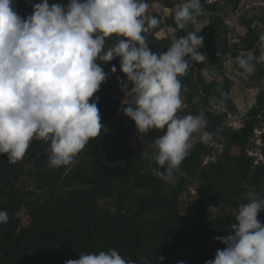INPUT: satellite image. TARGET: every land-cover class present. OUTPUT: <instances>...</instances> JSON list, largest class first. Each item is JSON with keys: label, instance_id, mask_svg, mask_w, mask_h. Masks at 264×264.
Returning <instances> with one entry per match:
<instances>
[{"label": "trees", "instance_id": "1", "mask_svg": "<svg viewBox=\"0 0 264 264\" xmlns=\"http://www.w3.org/2000/svg\"><path fill=\"white\" fill-rule=\"evenodd\" d=\"M48 2L67 6L65 0ZM183 2L148 0L159 3L170 14L154 13L159 24L144 35L155 54L166 52L174 39L189 32L204 37L199 51L207 58L202 63L189 61L186 74L178 77L184 99L178 117L203 112V131L211 134L212 143L222 147L216 161L205 164L213 149L200 139L191 145L170 180L154 176L151 169L159 166L144 154L150 156L156 151L154 141L166 129L139 133L135 122L123 111L135 107V103L121 101L132 92L133 85L128 84L127 93L121 90V82L128 81L120 70V58L108 63L97 60L107 79L89 103L99 97L102 127L71 164L49 167L50 144L35 138L16 164H9L7 154H0V211H6L9 217L7 224L0 225V264H65L82 254L111 249L132 264H206L215 258L217 249L226 247L215 237L230 234L236 223L234 211L241 202H247L245 194L251 190L264 200V64L258 63L252 74L245 75L262 88L255 104L241 117L240 129L227 125L229 116L237 115L238 110L232 97L234 81L224 67L226 60L236 63L242 52L260 55L264 9L240 15L236 23L246 31L236 34L222 16L220 3L236 12L242 0H200L202 13L197 22H189L181 30L174 14ZM34 4L15 0L13 7L21 18H26L32 14ZM162 30L170 34L158 39L156 35ZM115 39L110 38L106 44L111 46ZM113 65L116 73L111 72ZM206 69L215 74L212 81L203 75ZM239 71L243 74V69ZM218 90L227 93L222 103ZM215 107L220 111L215 112ZM128 137L137 141L135 148ZM258 141L262 160L252 153ZM190 188L195 192V204L192 213L185 214L182 198ZM25 210L30 217L27 225L19 216ZM257 218L264 223V210ZM160 256L165 258L163 262Z\"/></svg>", "mask_w": 264, "mask_h": 264}, {"label": "clouds", "instance_id": "2", "mask_svg": "<svg viewBox=\"0 0 264 264\" xmlns=\"http://www.w3.org/2000/svg\"><path fill=\"white\" fill-rule=\"evenodd\" d=\"M14 2L0 0V154H7L9 164L25 157L34 138L50 144L49 167L71 164L102 127L99 97L89 103L107 79L96 61L108 63L117 57L128 81L121 82V90L127 93L130 83L135 94V107L124 108V113L139 133L166 129L154 141L156 151L144 154L159 166L151 169L154 176L167 182L179 171L194 133H201V142L211 138L203 131V112L177 116L182 105L178 77L186 74L189 61L202 63L207 58L199 51L202 35L189 32L174 39L166 52L155 54L144 35L159 24L156 16L146 15L148 0H70L66 7L42 0L26 18L14 10ZM201 13L200 0H184L174 14L177 28L196 23ZM112 37L117 39L110 46L106 41ZM253 61L264 64V45L258 57H236L244 75L255 71ZM116 71L113 65L111 72ZM218 91L222 103L227 93ZM244 199L247 202L239 204L230 234L215 237L226 247L217 249L206 264H264V223L257 218L264 200L251 190ZM8 220V213L0 211V225ZM65 264L132 262L111 249L82 254Z\"/></svg>", "mask_w": 264, "mask_h": 264}, {"label": "rangeland", "instance_id": "3", "mask_svg": "<svg viewBox=\"0 0 264 264\" xmlns=\"http://www.w3.org/2000/svg\"><path fill=\"white\" fill-rule=\"evenodd\" d=\"M65 1L67 5L70 2V0H65ZM208 1L215 2V0H208ZM37 2H42V0H28V4H34ZM178 8L179 7H176L175 11H177ZM261 8L264 9V0H242V3L240 4L236 12H232V9L225 3H220V10L222 16L225 18L226 23L230 27V31L232 32L235 31L236 34H245L246 31L244 27L237 25L236 21L238 17L247 12L258 13L259 9ZM154 13L161 14L162 16H168L170 14V10L163 9L159 3H149V8L146 12V15L152 16ZM169 34L170 31L162 30L156 35V37L158 39H162ZM232 37L233 39H237L236 35H233ZM262 37H264V30ZM249 54H252V52H242L240 56L246 57ZM253 63L256 68L258 66V63H255V61H253ZM224 67L227 75L234 81V86L232 87V97L238 110L237 115L229 116L227 120V125L234 129H240L242 127L241 117L244 116L246 112L255 104L256 95L258 94V91L260 88H262V86L250 82L249 79L239 71L238 64L235 63L233 60L230 61L226 60ZM203 75L205 76L207 81H212L215 78V74L211 70H207V69L204 70ZM134 96L135 94L130 92L127 93L122 99L121 98L119 99H121L123 103H135ZM181 100H182V105L177 112V116H179L181 110L184 108V99L181 98ZM214 111L219 112L220 108L215 107ZM200 135H201L200 132L194 133L189 141L190 144L193 145L198 140H200ZM128 141L131 144V146H133L134 148L137 146V141L134 138L128 137ZM205 143L209 144L213 149L212 155L206 158L205 164L216 161L217 156L221 153L222 147L215 145L214 143L211 142L210 139ZM256 146L257 147L252 151V153L254 155H258L259 159L262 160L263 158L260 156L262 145L258 141ZM194 196H195V192L193 188H190L189 192L185 194V196L182 198V207H183V212L185 214L192 213L195 204ZM219 212H220L219 210H215V213H219ZM236 213L237 211H234L235 215ZM19 216L21 217L24 225H27L30 222V217L28 216L26 210L21 212Z\"/></svg>", "mask_w": 264, "mask_h": 264}, {"label": "built area", "instance_id": "4", "mask_svg": "<svg viewBox=\"0 0 264 264\" xmlns=\"http://www.w3.org/2000/svg\"><path fill=\"white\" fill-rule=\"evenodd\" d=\"M257 134H260V132H257Z\"/></svg>", "mask_w": 264, "mask_h": 264}]
</instances>
